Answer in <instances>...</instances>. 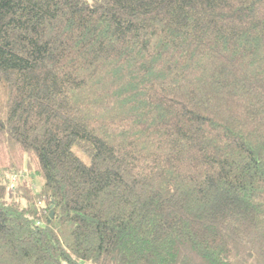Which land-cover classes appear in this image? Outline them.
<instances>
[{
    "label": "trees",
    "instance_id": "obj_1",
    "mask_svg": "<svg viewBox=\"0 0 264 264\" xmlns=\"http://www.w3.org/2000/svg\"><path fill=\"white\" fill-rule=\"evenodd\" d=\"M0 264H264V0H0Z\"/></svg>",
    "mask_w": 264,
    "mask_h": 264
},
{
    "label": "rangeland",
    "instance_id": "obj_2",
    "mask_svg": "<svg viewBox=\"0 0 264 264\" xmlns=\"http://www.w3.org/2000/svg\"><path fill=\"white\" fill-rule=\"evenodd\" d=\"M19 183H30V184H38V181L36 179H34L33 177H31V174H27L25 176V179L22 181H17L16 185Z\"/></svg>",
    "mask_w": 264,
    "mask_h": 264
},
{
    "label": "built area",
    "instance_id": "obj_3",
    "mask_svg": "<svg viewBox=\"0 0 264 264\" xmlns=\"http://www.w3.org/2000/svg\"><path fill=\"white\" fill-rule=\"evenodd\" d=\"M23 178V175H15L13 178H12V181H11V184L12 186L14 187L17 183V181H21ZM38 190V189H37Z\"/></svg>",
    "mask_w": 264,
    "mask_h": 264
},
{
    "label": "water",
    "instance_id": "obj_4",
    "mask_svg": "<svg viewBox=\"0 0 264 264\" xmlns=\"http://www.w3.org/2000/svg\"><path fill=\"white\" fill-rule=\"evenodd\" d=\"M53 216H54V211H51V213H50V221L53 218Z\"/></svg>",
    "mask_w": 264,
    "mask_h": 264
}]
</instances>
